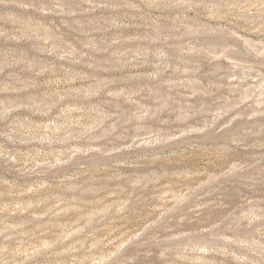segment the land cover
I'll use <instances>...</instances> for the list:
<instances>
[{
	"label": "rangeland",
	"instance_id": "obj_1",
	"mask_svg": "<svg viewBox=\"0 0 264 264\" xmlns=\"http://www.w3.org/2000/svg\"><path fill=\"white\" fill-rule=\"evenodd\" d=\"M0 264H264V0H0Z\"/></svg>",
	"mask_w": 264,
	"mask_h": 264
}]
</instances>
